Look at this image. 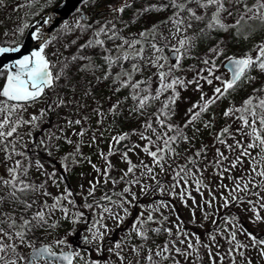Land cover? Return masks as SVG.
<instances>
[{"label":"snow or ice","instance_id":"1","mask_svg":"<svg viewBox=\"0 0 264 264\" xmlns=\"http://www.w3.org/2000/svg\"><path fill=\"white\" fill-rule=\"evenodd\" d=\"M2 2L3 0H0V3ZM84 2L87 3L88 0H84ZM193 4L196 5L195 9L192 7ZM125 7L127 5L115 8L113 12L122 13ZM168 8L173 9L169 21L175 29L174 31L170 30L172 39L176 40V43L171 45L173 54L171 63H169V58L164 55L165 47L168 45L159 46L156 42V28L150 30L151 39H149V33L141 32L139 39L130 40L127 37L118 36L114 30V25L111 28L101 26L95 31L94 39L80 46L82 53L87 48L99 47L104 49L102 55L107 70L103 71L101 78L112 80L114 84H117L118 86L114 89L115 92H119L121 89H129V95L134 102L130 111L144 117L141 126L143 131L133 132V135L138 134L144 143L132 144L127 147V151L121 154L127 168L120 181L112 180L113 185L119 182H124L126 185L122 187L120 192H113V196L119 197V201L114 200L113 196H109L107 193L100 197V200L107 201L109 204L122 209L123 215L118 212L113 213L111 208L97 203L95 207L101 208L102 211L101 219L96 223L105 227L102 221L104 219L103 214L107 213L110 218L117 221V226H119L129 214L128 208H125L124 205L133 206V202L139 199L137 194L132 191L133 187H138L139 192L145 196L158 192L161 195L166 193L171 197H179L182 202L191 200L195 208H199L205 213V220L215 216L221 208L228 209L234 203H247L251 206L250 210L254 214L253 222H264V217L257 211V207L264 209V195H261V192H264V85L254 87L252 93L244 98L240 105H233L223 111L224 117L239 123L236 133L246 138L237 139L236 135L230 132L231 125L224 127L215 135L214 139L217 144L223 145L227 149V154L217 147L213 160L201 164V160L207 155V146L197 148L191 155L187 154L191 149L178 150L181 143L192 144L196 133L201 130L200 125L204 129L213 127L211 118L203 119L212 105L231 95L243 84L251 83L252 80L256 79V77L249 75L251 71L258 70L260 73H264V43L255 46V57L248 53L239 58L226 57L225 66L230 74L228 79H225L223 75L216 74L219 70L216 59L223 55L219 46L209 49L213 59H203L202 63L207 67L198 70L194 79L184 80L174 74L175 71L181 69L182 60L187 58L190 49L195 44L197 36H188L187 33L194 29L197 23H205V28L200 29L201 35H206V30L228 31L229 28L239 30L242 22L247 23L248 21L258 20L260 24L264 25V0H252L251 3L248 0H167L156 10ZM236 13H239V18L235 20L234 24L224 23L225 16L232 17ZM45 24H48L47 19H44L39 26H34V30L29 33L32 40H40L41 29ZM79 25L80 21L78 20L77 26ZM28 28V24H23L19 28L20 34H23ZM102 35L107 37V41L115 45L114 49L106 46V40L101 38ZM162 39L167 40V37L162 36ZM46 47L47 43L41 41L37 45V50L22 55L12 63L0 66V79L3 80L2 85H0V152L5 154L6 160L11 161L13 156L25 155L15 150L19 129L23 126L38 127L37 122L40 117L46 114V110L41 109L39 116L31 115L29 119H24L23 113L32 105L41 102L42 99H51L48 95L49 90L55 93L58 82L66 75L68 65L61 64L59 71H56V64L47 58ZM146 51H148V55H145ZM20 52L21 46H0V57L5 54ZM113 52L117 54L113 55ZM72 60L76 61V67L84 72H87L93 63L91 56L87 54H82L79 57L73 56ZM84 60H87L88 64L80 63ZM125 62H131L130 69L125 66ZM116 68L121 70L113 75ZM146 69H156V71L143 80L134 78L137 73H143ZM203 72L207 74L202 75ZM153 77L157 79L153 80ZM201 81L210 86L214 85V82H218L219 86H214L212 95L209 96L203 91ZM153 84L156 86L153 87ZM189 85H194L195 89L201 93L199 102L193 103L188 108L185 114L187 119L182 125H177L172 117L175 114L173 106L180 95L178 89H186ZM166 93L169 95L165 96ZM55 94L57 99L48 105L47 110L66 106V101L61 99L58 93ZM161 97L165 98L161 100ZM127 98L125 97V99ZM153 105L156 106L153 107ZM119 107L118 102L110 107L109 112L115 115ZM150 108L151 111H149ZM97 114L101 118L104 115L98 110ZM85 119L88 118L85 117ZM100 122L97 121V123ZM67 123L71 127L73 124L80 125L81 120H68ZM189 128L192 131L191 137L185 134V129ZM60 131L63 132V129ZM75 134L83 137L85 130L81 129ZM128 137V133L111 137L107 154L101 153V158L105 161L106 167L102 169L92 164V168L105 178V182L111 180L109 169L112 165L109 157L118 150L115 146L126 141ZM53 138L60 139L59 136L50 134L49 140ZM63 138L67 143H73L67 135H64ZM229 138L234 143H227ZM95 142L96 135L93 133L90 137V144ZM41 144L48 149L43 140H41ZM55 147L59 148V145L57 144ZM48 151L51 155L50 149ZM134 151L137 156L141 152L145 154L150 158V163H145L143 160H140L139 164L133 163L128 154ZM233 153L235 155L230 159V154ZM77 156L81 159H88V162L91 163L89 158L83 156L80 144H75L74 150L65 155L62 160L78 163ZM245 159L248 161L247 169L243 168ZM64 166L67 168V163ZM209 166L218 170L217 176L221 181L219 186L228 193L227 195L223 192L219 194V200L222 201V204H219L213 212L207 211V209H212L213 204L217 201V196L211 190H209L211 199L204 200L203 204L197 203L189 190L192 189L203 197V190L207 188L203 182V173ZM29 167L30 165L25 166L20 160H14L12 166L7 169L9 178L0 177V264H73L74 258L80 256L79 252L68 251L57 254L53 251L51 244L37 246L36 240L38 238L35 237L36 231L45 228L48 219L56 210L61 211L65 218L68 217L69 210L63 206V201L73 204V201L69 199L73 194L65 189L66 194L52 197V193L46 190V185L49 180L55 183L56 174L55 172L48 173L39 161L36 162L37 170L41 171L46 179L39 184L26 182L21 177L28 176ZM238 168L245 174L239 177L232 176V171ZM161 176H170L172 183L166 184L160 179ZM226 179L232 181L233 187L229 188L223 183ZM145 180L154 182V186L144 183ZM90 184L88 196L94 194L99 181L90 182ZM29 193L36 194L37 198L29 199ZM241 193L245 196H255L256 200H246L241 197ZM21 196L25 198L22 199ZM38 197H52L53 202L51 204L47 200L39 202ZM34 205L37 206L35 211H33ZM153 205L148 206L146 216L144 211H141L132 224L131 232L145 244L150 240L149 232L165 233L170 239L162 244H156L155 247H145L144 244L132 246L131 252L139 258L135 264H195L196 261L201 260V248L208 250L206 253L208 264H224L226 259H230L231 264H245V261L246 264H252L251 258L247 257L244 251L249 249H255L259 257L264 258V239L245 232L242 234L247 235L250 243L244 244L237 239L236 217H225V227H221L216 219H212L211 223L216 226V235L209 233V243H203L199 236L187 233L180 223L175 225V232L171 227H163L164 222L168 221V216L160 212V209H167L169 204L161 200L154 201ZM84 207L92 208L93 205L85 203ZM156 212H160L161 219L159 221L154 215ZM82 215L79 212L75 213L72 222H78ZM193 216H195L194 212ZM96 223L93 224V229L96 228ZM150 223H160L161 227L149 228ZM227 225L232 227L229 228ZM49 227L55 228L56 225L51 224ZM223 233H227L225 239L232 247L221 254L217 236ZM92 235L96 239L102 238L103 234L99 233L97 229L92 232ZM64 243L63 239L55 241L56 245H63ZM24 249L29 250L27 254H21ZM120 249L121 243L116 242L114 249H110V251ZM213 249L216 250L213 251ZM115 254L123 264L126 258L120 255V252ZM236 254L240 258L239 261ZM129 264L132 262L129 261Z\"/></svg>","mask_w":264,"mask_h":264},{"label":"rangeland","instance_id":"2","mask_svg":"<svg viewBox=\"0 0 264 264\" xmlns=\"http://www.w3.org/2000/svg\"><path fill=\"white\" fill-rule=\"evenodd\" d=\"M27 1L28 0H3V2L0 3V42L12 43L14 41L16 35L19 32V28L25 24V21L23 20V17L25 16L24 5L27 3ZM163 2L166 3L167 0H163ZM126 3V0H123L121 1L120 5H125ZM88 7L89 6H83L81 9L82 11H85L88 9ZM168 11L169 17L172 16L173 9L168 8ZM54 17V15L50 14L45 18L48 20V24L43 25L44 29L50 27ZM169 17L163 21V24L161 23L154 26H145L141 29H138L136 26L131 28H128L127 26H120L115 31L118 36L127 37L128 39H131V36L134 33L139 35L141 32H146L149 33V39H151L152 36L150 30L156 28V42L159 46H164L166 44L168 45L169 52L167 54L164 52V55L169 58V54L172 52L171 45L176 43V40L172 39L171 36V31H174L175 29L173 24L169 21ZM37 21H35V23ZM76 23L77 17L71 16L68 21L62 22L59 27L65 25L68 28H71ZM105 27L111 28L110 26ZM201 28H205V23H197L194 29L189 30L187 33L188 36L196 35L197 39L194 46L190 49V56L188 55L187 58L183 59L181 62V69L175 71V75L184 80L194 79L198 70L207 67L202 63L203 56H205V58L207 57L209 59H213V55L209 52V49L213 48V46L216 47V43H214L213 38L208 37L206 39L207 34L201 35ZM55 30L51 32V35ZM250 30H252L251 26L247 29V31ZM208 31L209 30H206V33ZM13 33H15V35H13ZM109 34L111 35V32H109ZM161 34L163 37H167V40L162 39ZM44 36L45 32L41 31L40 38ZM251 36L243 37L241 40V46L244 50V55L248 53L255 57V46L264 43V27L259 32L253 34L252 37ZM102 38L106 40V46L108 48L114 49L115 45L112 42L107 41V37L102 35ZM196 45L199 47V49H197ZM65 47L66 43L62 39L56 41L47 51L45 49L47 58L54 64L59 65V63L64 58ZM102 53H104V49L99 53L101 56L100 61L104 65L105 62ZM114 53L115 52H113V55ZM145 55H148V51L145 52ZM171 62L172 61L169 59V63ZM224 62L221 63L219 58L216 59L219 69L216 74L223 75L225 79H228V74L223 69ZM86 64L88 63L86 62ZM125 66L128 69L131 68V64L129 65V62H125ZM120 70V68H116L113 72V75H115V72ZM154 71H156V69H146L143 73H137L134 78L140 80L146 79L148 76H151L152 72ZM77 73H80L79 69L74 67L71 74L76 75ZM201 74L206 75L207 73L203 72ZM250 76H254L256 79L252 80L251 83L243 84L231 95L223 98L217 109H213L212 112L209 111L205 114L203 119L208 120L211 118L213 121V127L211 129H204L203 126L200 125L201 130L199 133H196L195 139L192 140V144L189 145L181 143L178 150L191 149V151L187 153L188 155H191L192 152H194L197 148H200L201 146H207V155L203 160H201V164H203L213 160L215 156V149L217 147L221 148V150L225 151L227 154V149L223 145L217 144L214 139L215 135L219 133L224 127L231 125L230 132L233 135H236L237 139H246L236 133V128L239 126V123L224 117L222 113L233 105H240L242 100L247 98L252 93V89L254 87H260L261 85H264V73H260L258 70H255ZM63 77L67 76L65 75ZM83 78H85V75L83 71H81V73L75 77V80L77 81L75 84L64 81L58 82L55 93H58L59 97L66 101V106L55 108L54 110H47L46 108H48V105L57 99L56 94L49 90L48 95L51 97V99H42L41 102L32 105L26 112L23 113V118L29 119L31 115L39 116L41 109L46 110V114L43 117H40L37 122L38 127L33 128L31 126H23L19 129V137L15 143V150L16 152L24 153L25 155L13 156V159L9 161L5 159V154L0 152V177L5 179L9 178L7 172L8 167L12 166L14 160H20L25 166L30 165L28 176L21 178L25 179L26 182L39 184L41 181L46 179L42 172L37 170L36 162L39 161L40 164L43 165V169H46L48 173L55 172L56 174L55 183L52 180H49L48 184L46 185V190L52 193V197L66 194L65 189L71 191L73 194L69 197V199L73 201V204H68L67 201H63V206L67 207L69 210L68 217L65 218L61 211L56 210L54 214H52L48 219V224H55L56 227H50L47 229L45 225L44 229H38L35 233V237L38 238L36 240L38 242L37 245L51 244L53 249H55L53 251L59 252L72 246L71 239L75 238L76 242L80 243L78 238L84 237L86 241L82 242L81 244L84 249L76 251L80 253L76 264H121V261L115 254L116 252H120V255L126 258L123 264H129V261H131L132 264H135V261L139 258L135 253L131 252L132 246L144 244L145 247H155L156 244H162L170 239L165 233L157 234L149 232L150 240L145 244L144 241L134 236V234L131 232L132 224L134 221H136V218L133 214V206L139 200L140 203L138 204V207H140V212H134L135 215H139L141 211H144V215L146 216L148 206L153 205L154 201H166L169 204V207L167 209H160V212H163L165 216H168V221L164 222L163 227H171L175 232V225L180 223L187 233L199 236L203 243H209V233L216 235V226L211 223V220L219 219L217 223L221 227H225L224 218L233 217V212L231 210L221 208L215 216L209 217V219L205 220V213L199 208H195L192 205L191 200L182 202L179 197H171L166 193L161 195L158 192H153L145 196L139 192L138 187H133L132 191L137 194L139 199L133 202V206H129L127 204L124 205L125 208H128L129 214L124 218L123 222H121L119 226H117V221L113 218H110L107 213L103 214L104 219L102 223L105 227H101L99 223H96L97 221H100V214L102 211L101 208L95 207L97 203L111 208L113 213L118 212L120 215H123L122 209L115 207V205L109 204L107 201L100 200V197L105 195V193H107L109 196H113V192H120L122 187L126 186L124 182H119L113 185L112 180L120 181L123 172L127 168V164L121 158V154L127 151V148L124 150H117L112 156L109 157V161L112 165V167L109 169L111 180H108L107 182H105L104 177H101L95 172V170L92 168V164H95L97 167L102 169L106 167L105 161L101 158V153L103 152L107 154L109 144L111 143V137L113 135L128 133L131 145L143 144L144 142L140 140L139 135H133V132L139 133L140 131H143L141 126L144 122V117L130 111L134 102L131 100L129 95V89H121V91L115 92L114 89L118 85L114 84L112 80H105V82H103V87L99 86L97 87V90L93 91L87 82H82ZM156 79V77H153V80ZM2 83L3 80L0 79V85H2ZM201 84L203 85V91L209 96L212 95L213 87L219 86L218 82H214V85L212 86L208 85L204 81H201ZM74 85H76L77 91L73 90ZM155 86L156 85L153 84V87ZM178 91L180 95L173 106L175 114L173 115L172 120L177 125H182L187 119L185 114L188 108H190L193 103L199 102L201 93L195 89L194 85H189L186 89L180 88ZM167 95H169V93L165 94V96ZM125 97L128 98L125 99ZM164 98L165 97H161V100ZM118 102L120 105L119 110L115 113V115H113L111 112H109V109L112 105L117 104ZM155 106L156 105H153V107ZM97 110L104 113L102 118L97 114ZM151 110L152 109L150 108L149 111ZM119 113H122L123 118L126 117L128 119H126L123 124L116 120V116H118ZM85 117L88 119H85ZM77 119L81 120V124H73L71 127H69L67 121H75ZM98 120L101 122L97 123ZM61 129H63V132L60 131ZM81 129L85 130V135L83 137L75 134ZM29 133H31V135H29ZM93 133L96 135V142L90 144V137L93 135ZM50 134L59 136L60 139L56 140L53 138L49 140ZM185 134L191 137V128L185 129ZM64 135H67L68 138L73 141V143H67L63 138ZM41 140L47 144L48 149L51 151V155H49L48 149H46L44 145L41 144ZM81 141H83V143H81ZM227 143H234V141L229 138ZM57 144L59 145V148L55 147ZM75 144L81 145V152L83 153V156L85 158H89L91 163L88 162V159H81L79 156L76 157V159L79 161L78 163H72L71 160L67 162L62 160L65 155L74 150ZM128 155L135 164H139L140 160H143L145 163H150V158L142 152L139 156L136 155L135 151L130 152ZM234 155V153L230 154V159ZM65 163L68 165L67 168L64 166ZM247 167L248 161L245 159L243 168L247 169ZM217 171V169H214L211 166H209L204 171L203 182L205 185H207V188L203 190V197H201V195L194 190L189 189L192 192V196L199 204H203L204 200L206 199H211L209 196V190H211L217 196L216 203L213 204L212 209H207L208 212H213L219 204H222V201L219 200V194L221 192H223L225 195L228 194L225 189L219 186L221 181L217 176ZM244 174L245 173H243L239 168L233 170L231 173V175L235 177H239ZM64 177H66L69 187H67ZM160 179L165 181L166 184L172 183L170 176H161ZM97 181H99V184L94 194L92 196H88V190L91 187L90 182L96 183ZM144 183L153 184L154 186V182L152 181L145 180ZM223 183L228 185L229 188L233 187L232 181L229 179L224 180ZM177 191H179V189H177ZM240 195L246 200H256L255 196H245L243 193ZM261 195H264V192H261ZM52 197H38V201L42 202L43 200H47V202L51 204L53 202ZM31 198H37L36 194L30 193L29 199ZM130 198L131 197L129 196V199ZM113 199L119 201V197L117 196H113ZM85 203L92 204L93 207L84 209ZM34 208H37V206L34 205ZM250 209L251 206L247 203L237 204L235 207L236 213L243 217L244 222L251 231L250 233L260 239H264V222H253L254 214ZM257 211H259L260 215L264 217V209L257 207ZM77 212L82 213L83 215L79 217L78 222L73 223V215ZM160 212L154 213L157 221L161 219ZM193 212L195 213V216H193ZM94 223H96L95 229L92 228ZM159 226L161 227L160 223H150L148 225L149 228H158ZM227 227L231 228L232 226L227 225ZM90 229H92V231H90ZM97 229L99 230V233H102L103 235L102 238L98 237L94 239L92 232L96 231ZM119 229H125V231L120 232ZM236 230L237 239L241 243H250L247 235L242 234V232L248 233V231L246 232V230L240 226L238 221H236ZM114 231L118 232L113 235ZM226 236L227 233L217 236L220 244L219 251L221 254L232 247L227 243V239H225ZM60 239H63L65 243L63 245H56L55 241ZM116 242L121 243V249L110 251V249H114V244ZM215 250L216 249H213V251ZM28 251V249H24L21 254H27ZM207 251L208 250L204 248L200 249V257L203 261H196L195 264H208V259L206 256ZM244 251L246 256L251 258L252 264H264V258L259 257L255 249ZM89 256H92V259H90ZM236 258L239 261L240 258L238 254H236ZM224 264H231L230 259H226Z\"/></svg>","mask_w":264,"mask_h":264},{"label":"trees","instance_id":"3","mask_svg":"<svg viewBox=\"0 0 264 264\" xmlns=\"http://www.w3.org/2000/svg\"><path fill=\"white\" fill-rule=\"evenodd\" d=\"M62 1L63 0H28L27 3L24 5L25 16L23 17V20L25 21L26 24L29 25L30 28L35 23V21L41 19V17H43L44 14L47 13L48 11H51L56 7H58L62 3ZM121 1L123 0H88V2L83 5V6H89L88 9L73 15L77 17V21L78 20L80 21L79 26H77V23L71 28H68L67 26L64 25L56 29L54 33L50 36V40L47 42L46 51L50 47H52L56 41L60 39H62L66 43V47L64 49V58L59 63V65H56V71H59L61 64L68 65V69L66 72L67 77H62L61 81L67 83L72 82L73 84L77 82L75 80V77L81 73V70L79 69L80 73H77L76 75L71 74L72 69L76 67V63H77L76 61L72 60V57L73 56L79 57L82 54H87L91 56V60L93 63L92 65L89 66V70L87 72L83 71L85 78H83L82 82L84 83L87 82L91 86V89L93 91L97 90V87L99 86L100 87L104 86L103 82H105V80L102 79L101 77L103 71L107 70V65L106 64L103 65V63H101L100 61L101 56L99 54L101 50L103 51V49L99 47L87 48L84 50L83 53L80 49L81 45H85L89 40L95 38L94 33L101 26L112 27V25H114V30H117L120 26H127L128 28L136 26L138 27V29H141L145 26H154L161 23L163 24V21L169 17L168 9H163L159 11L156 10L160 8L162 4H164L163 0H126L127 3L125 5H127V7H125V10L122 13L113 12V9L125 6V5H120ZM248 2L251 3L252 0H248ZM192 7L195 9L196 5L193 4ZM82 15H84L85 20L82 19ZM238 18H239V13H236L232 17L225 16L224 23L229 25L234 24L235 20ZM250 26L252 27V30L247 31V29ZM263 27L264 25L260 24L258 20L248 21L247 23L242 22V24L239 27V30H237L236 28H229L228 31L209 30L207 32L206 39L208 37L213 38L214 43H216V46H219L220 50H222L223 55L220 56L219 59L220 62L223 63L226 60V57L228 56L234 58H239L244 56V50L241 46V40L243 39V37H250L251 35L253 36V34L259 32ZM28 29H25L23 34H20V32H18L12 43L0 42V46L21 45ZM131 37H132L131 39L140 38L139 35L135 33ZM197 49H199L198 46ZM164 52L165 54H167L169 52V48L166 47ZM114 55H116V53H114ZM203 59H209V58L207 57L205 58V56H203ZM86 62L88 63L87 60H84L81 61L80 63L86 64ZM130 64L131 62H129V65ZM254 71H251L249 75H252ZM73 90L77 91L76 85H74ZM222 100L223 99L217 101L216 104L212 105L210 112H212L213 109H217L218 106L221 104ZM126 119H127L126 117L123 118L122 113H119L118 116H116V120L121 124H123ZM126 146L127 147L131 146L129 137L126 141L121 142L120 145H116V148L118 150H124L127 148ZM29 197H30V193L28 194V198ZM21 198L24 199L25 197L21 196ZM139 203L140 200L137 201L133 206L134 207L133 214L136 219L138 217V214L135 215V213H137V211L140 212L139 210L140 207H138ZM236 205L237 203L231 204L228 209L233 212V217H236V221L239 222L240 226H242L246 230V232L248 231V233H250L251 231L244 222L243 217L240 216L238 213H236L235 211ZM84 209L87 208L84 207ZM35 210L36 208L33 207V211ZM217 221H219V219ZM46 228L47 229L50 228L49 224L46 225ZM119 231L123 232L125 231V229H119ZM117 232L118 231H114L113 235L116 234ZM89 257L90 259H92V256ZM77 259H79V257L75 258L74 264H76ZM202 261L203 260L201 259L198 262H202ZM85 264H90V263H85Z\"/></svg>","mask_w":264,"mask_h":264},{"label":"water","instance_id":"4","mask_svg":"<svg viewBox=\"0 0 264 264\" xmlns=\"http://www.w3.org/2000/svg\"><path fill=\"white\" fill-rule=\"evenodd\" d=\"M84 0H63L62 3L56 7L55 9L48 11L47 13L44 14V16L37 21L36 23H34L27 31L22 44L19 45L21 46V52L20 53H9V54H5L3 57H0V66L2 65H6L9 63H12L15 61V59L20 58L22 55L25 54H30L31 51L33 50H37V45L39 43H41V41L43 42H47L50 39V35L51 32L53 30H55L56 28H58L60 26V24L62 22H66L68 21V19L73 16L75 13L77 12H81V6L84 4ZM54 15V19L52 20V24L50 25V27L46 28L45 30L42 28L41 31L45 32V36L40 38V40H32L29 33L32 32L34 30V26H39L40 24H42L43 20L48 17V15ZM82 19L85 20L84 15H82ZM172 52L169 54V59L172 61ZM226 62H224L223 64V69L224 71L227 72L228 74V78L230 77V74L227 71L226 68ZM64 181L67 185V187H69V184L66 180V177H64ZM75 238L71 239V242L74 243L75 242ZM79 242H84L85 238L84 237H79L78 238ZM40 246V245H39ZM68 251H74L73 249H68L65 251H61V252H68ZM75 252V251H74ZM60 252H57V254H59ZM75 259V258H74ZM74 262V261H73Z\"/></svg>","mask_w":264,"mask_h":264},{"label":"flooded vegetation","instance_id":"5","mask_svg":"<svg viewBox=\"0 0 264 264\" xmlns=\"http://www.w3.org/2000/svg\"><path fill=\"white\" fill-rule=\"evenodd\" d=\"M81 244H82V243H77V242H75V243L72 244L73 247L71 246V248H72V249H75L76 251H80V250L84 249V248L81 246Z\"/></svg>","mask_w":264,"mask_h":264},{"label":"bare ground","instance_id":"6","mask_svg":"<svg viewBox=\"0 0 264 264\" xmlns=\"http://www.w3.org/2000/svg\"><path fill=\"white\" fill-rule=\"evenodd\" d=\"M44 29V28H43ZM45 30V29H44Z\"/></svg>","mask_w":264,"mask_h":264}]
</instances>
